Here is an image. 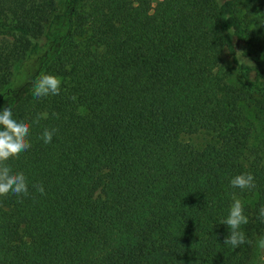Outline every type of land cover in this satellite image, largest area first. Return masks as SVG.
<instances>
[{
  "label": "trees",
  "instance_id": "16d2710c",
  "mask_svg": "<svg viewBox=\"0 0 264 264\" xmlns=\"http://www.w3.org/2000/svg\"><path fill=\"white\" fill-rule=\"evenodd\" d=\"M42 73L61 90L37 100ZM7 103L29 188L0 196V264H264V0H0Z\"/></svg>",
  "mask_w": 264,
  "mask_h": 264
},
{
  "label": "clouds",
  "instance_id": "9594fccd",
  "mask_svg": "<svg viewBox=\"0 0 264 264\" xmlns=\"http://www.w3.org/2000/svg\"><path fill=\"white\" fill-rule=\"evenodd\" d=\"M61 81L53 74L42 73L32 82V95L39 100L42 97L58 95L61 88ZM35 123V119L32 121ZM30 123L23 118L15 117L9 103L0 105V196L11 193L16 196L28 194L29 182L26 175L20 171H13L4 162L10 157L19 155L30 147L28 140ZM55 129L45 128L40 139L44 144L51 142ZM228 184L231 188H238L241 191L255 188V180L251 173H239L232 176ZM36 191L43 194V187L34 186ZM257 219L264 224V205L256 209ZM218 223L227 228V235L223 244L235 249L239 245L249 243L241 226L248 223V216L244 214V205L239 198L232 199L227 214ZM258 247L264 249V236L257 241Z\"/></svg>",
  "mask_w": 264,
  "mask_h": 264
},
{
  "label": "rangeland",
  "instance_id": "374dc122",
  "mask_svg": "<svg viewBox=\"0 0 264 264\" xmlns=\"http://www.w3.org/2000/svg\"><path fill=\"white\" fill-rule=\"evenodd\" d=\"M59 2H60V0H59ZM182 139H184V140H188V141H191V142H200L201 141V137L200 136H193V135H191V136H189V135H184V136H182Z\"/></svg>",
  "mask_w": 264,
  "mask_h": 264
}]
</instances>
